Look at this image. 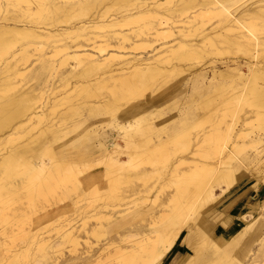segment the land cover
Returning a JSON list of instances; mask_svg holds the SVG:
<instances>
[{
	"label": "bare ground",
	"instance_id": "1",
	"mask_svg": "<svg viewBox=\"0 0 264 264\" xmlns=\"http://www.w3.org/2000/svg\"><path fill=\"white\" fill-rule=\"evenodd\" d=\"M106 1L79 0L78 23H0V264H264V0H115L113 18ZM34 2L31 17L69 11L0 0V14ZM230 48L241 56L225 60ZM52 77L75 85L50 98ZM186 79L185 110L166 118ZM79 204H96L84 233L59 220Z\"/></svg>",
	"mask_w": 264,
	"mask_h": 264
},
{
	"label": "rangeland",
	"instance_id": "2",
	"mask_svg": "<svg viewBox=\"0 0 264 264\" xmlns=\"http://www.w3.org/2000/svg\"><path fill=\"white\" fill-rule=\"evenodd\" d=\"M79 0H56V2H60V3H64L66 2V7L69 9V11H67L65 14L66 15H62V18L61 19H58V18H53L51 17L50 15L51 14H48L47 12H44L42 14H40V17L39 16H29L28 11L29 9H31V11H35L36 10V2H34V4H23L21 5L20 7H15V6H9L7 11L5 13H1L0 14V23H2L4 20L6 19H10V18H15L17 21H22V22H31V21H35L36 24H39L40 26H42V22L45 21L44 23V26L46 24H53V22H56V21H60V20H64V21H70V22H74V23H78L83 17H80L81 16V10L80 9H76V10H73V7L77 6V3H78ZM115 2V0H107L105 3V5H103L101 8L103 11L107 10L105 16L106 17H111L113 18L116 13L118 12V9L119 7L118 6H115L113 3ZM84 16V15H83ZM43 18V19H41ZM65 24H60V26H64ZM69 25L68 23H66V26ZM42 26V27H44ZM134 24H130V25H125L124 28H123V31L125 32H129L131 29L134 28ZM80 42V41H78ZM85 42L82 41V44H84ZM151 52V48H147V49H142V50H138L136 51L135 53H144L143 55H145V53H150ZM241 56L239 51H237L236 49L234 48H230L229 50L225 51L224 54H223V58L225 60L227 59H230L232 57H239ZM214 57V56H213ZM213 57H207L203 60V63L207 62V61H210L211 59H213ZM36 57H33L32 60H35ZM202 63V64H203ZM209 70V69H208ZM245 72L247 71L246 69L244 70ZM211 73H209V76ZM188 75L185 74L184 76H182L183 78H186ZM19 76L18 78L16 79V82L19 80ZM190 79V78H189ZM57 81L56 80V77H52L51 78V81L48 85V87H45V91H46V94L45 96H50V98H55L57 96H64L66 94V91L68 90V87H72L73 85H75V80H71L69 83L66 84V88L64 87H60V84L57 83L56 85L53 86L54 82ZM186 82H188V85L183 87V89L181 91H177L172 97H170L168 99L167 102H170L172 104V106L168 109H166L165 113H166V118L168 117H171V116H175V115H178L180 114V112L182 110H185L186 108V102L188 100V96H190L191 92H192V87H193V82H190L188 79H186ZM36 82L35 81H25L22 83V85L20 84V81L18 83L19 87H22V89L24 90H28L30 92H35V93H39V90L37 89V86H36ZM56 88L53 92L51 91L52 88ZM153 89H156V88H153ZM153 89H148L147 91V96L149 95H158L159 93H162L164 91V89L160 90V91H157L155 90L156 93L153 94ZM235 91H233V87L231 86H227V89H225L224 93L221 95L220 92H216V91H213L211 96H214L213 98V101H214V105H218V111L216 110V112H214L213 114L217 115L218 112L221 113V110L224 108V106H222L221 104V101H220V96H225V97H228L230 96L232 93H234ZM146 96V97H147ZM108 97V91L104 92L99 98H93V99H90V101H97V100H100V99H104ZM145 97V98H146ZM144 98V99H145ZM49 99V98H48ZM142 99V100H144ZM74 101H78V99H75ZM80 102H82V100H79ZM197 102V101H196ZM190 105H192V103H190ZM67 107V105H66ZM107 117H104V119H106ZM103 119V120H104ZM160 121V120H159ZM158 121V122H159ZM108 131L110 132H113L115 133V131H112L110 130V128H107ZM212 129V124L209 123V122H206L202 127H197L195 129H193L191 131V137L197 135L198 133H205V132H208ZM82 131V129H79L77 132L73 133L72 135H70L67 139L69 138H73V137H76L80 132ZM66 142V139L65 140H62L60 142H58L55 147H58L60 146V144ZM118 142L119 144L124 147L125 146V143L122 139H119L118 138ZM182 153V151H179L178 154ZM248 168V171H247V174H246V177L244 178V183H249L251 181H253L255 179V177L258 176V174H261L262 172V169L260 171H258V167L257 166H250V167H247ZM264 176V174H263ZM156 178H151L148 180V184H154L156 186ZM262 187V186H261ZM260 187V188H261ZM216 196V200L212 202L215 203L216 201H219L223 195H221V190L220 189H217L216 192H215ZM257 199V194L255 193L254 195L249 196L247 197L246 199L242 200L241 202L238 203L237 206H235V214H233L234 216H238L241 212H248L249 211V207L254 203V200ZM82 204V203H81ZM81 204H79L77 206V208H67V211H66V214L61 217L59 220L60 221H69L71 222L72 225H74L75 227H78L79 229H81V233H84V229L82 228L83 225H85L86 229H89V227L93 226L94 223L96 222L95 219L93 218V215H94V209H95V206H90L89 208H80L81 207ZM262 211L263 210H260L257 212V214L261 213L262 214ZM222 214H225L227 216V212H224ZM255 214V215H257ZM196 215V214H195ZM252 216V218H254V216ZM90 217V218H89ZM230 218V217H229ZM52 224V223H51ZM57 224V223H56ZM55 224V225H56ZM55 226H52V227H49L48 230L45 229L46 232H52V234H55L56 233V230L54 229ZM41 228H44V227H41ZM83 229V230H82ZM83 248V247H82ZM183 248V247H182ZM178 252H181V251H178ZM183 253V252H182ZM66 258L70 257L69 254H68V249H66ZM64 254V255H65ZM181 254V253H179ZM62 258H60L59 261H61ZM58 261V262H59Z\"/></svg>",
	"mask_w": 264,
	"mask_h": 264
}]
</instances>
